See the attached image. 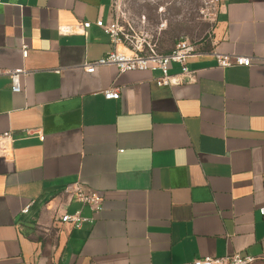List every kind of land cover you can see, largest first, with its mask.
I'll list each match as a JSON object with an SVG mask.
<instances>
[{
	"label": "crops",
	"instance_id": "0c3cea01",
	"mask_svg": "<svg viewBox=\"0 0 264 264\" xmlns=\"http://www.w3.org/2000/svg\"><path fill=\"white\" fill-rule=\"evenodd\" d=\"M100 19L112 22L111 0H0V135L13 139L9 156L0 149V264H193L236 253L264 264V0H220L189 60L196 81L173 88L157 85V70L87 73L112 49ZM86 22V34L59 32ZM213 52L251 66L219 68ZM14 69L28 72L17 94ZM109 88L119 100L104 97ZM74 183L103 198L81 229L59 221L93 217L65 192Z\"/></svg>",
	"mask_w": 264,
	"mask_h": 264
},
{
	"label": "built area",
	"instance_id": "2783aa9c",
	"mask_svg": "<svg viewBox=\"0 0 264 264\" xmlns=\"http://www.w3.org/2000/svg\"><path fill=\"white\" fill-rule=\"evenodd\" d=\"M131 1L139 3H159L162 1L180 3L186 0H111L113 20L106 24L100 19L95 26L104 31L112 46L111 51L99 60L85 63L84 70L87 73H95L98 68L115 67L120 74L133 71H154L161 73L157 80L159 87L173 88L184 84L194 83L196 73L189 68V60L199 54L198 44L188 38L178 40L169 52H162L160 48L161 37L167 29V21H161L158 25H150L146 15L136 16L128 8ZM205 5L201 16L211 22L215 20L220 10V0H199ZM92 27V23L86 22L72 27H62L59 32L63 34H86ZM28 50L23 49V57L27 58ZM217 66L222 69L230 67H250L251 59L248 57L228 55L213 52ZM177 66L179 72L171 73V67ZM1 74V71H0ZM12 81V92L21 93V77L28 74L24 69L7 71ZM107 100H119L120 90L109 88L103 92ZM28 135H38L41 141L45 137L37 130H28ZM13 139L10 132L0 135V149L3 157L12 153ZM65 192L71 201L87 207L93 214L92 218L83 216L81 210L74 214L64 213L59 221L62 224H70L75 229H81L84 224L92 223L94 217L102 211L103 198L94 190L89 189L81 183L68 185ZM32 203L24 207L22 214L29 213ZM264 216V207L260 209ZM264 259V250L263 257ZM257 258L251 255L239 253L226 255L224 257H203L196 259L193 264H254Z\"/></svg>",
	"mask_w": 264,
	"mask_h": 264
},
{
	"label": "rangeland",
	"instance_id": "374dc122",
	"mask_svg": "<svg viewBox=\"0 0 264 264\" xmlns=\"http://www.w3.org/2000/svg\"><path fill=\"white\" fill-rule=\"evenodd\" d=\"M128 8L136 16L146 15L152 26L158 25L161 21H167V29L161 37V51L170 49L182 38L199 43L207 36L211 28V21L201 16L205 5L199 0H186L180 3L131 1Z\"/></svg>",
	"mask_w": 264,
	"mask_h": 264
}]
</instances>
